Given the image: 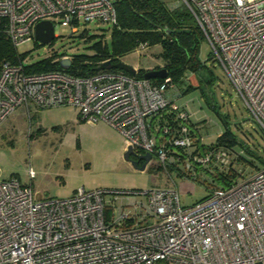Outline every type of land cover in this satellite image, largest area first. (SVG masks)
<instances>
[{
  "label": "built area",
  "instance_id": "2783aa9c",
  "mask_svg": "<svg viewBox=\"0 0 264 264\" xmlns=\"http://www.w3.org/2000/svg\"><path fill=\"white\" fill-rule=\"evenodd\" d=\"M178 2L264 135V0ZM115 11L113 0H0V23L18 49L35 39L40 22L51 21L57 37L61 27L77 35L92 23L116 26ZM67 71L2 64L0 124L18 108L31 122L32 106L74 107L86 123L107 124L127 149L156 159L175 188H81L68 199H39L32 186L0 179V264H264V164L216 180L232 173V153L203 149L200 125L168 78L156 86L118 70L85 78ZM172 173L204 185L206 197L182 206Z\"/></svg>",
  "mask_w": 264,
  "mask_h": 264
},
{
  "label": "rangeland",
  "instance_id": "374dc122",
  "mask_svg": "<svg viewBox=\"0 0 264 264\" xmlns=\"http://www.w3.org/2000/svg\"><path fill=\"white\" fill-rule=\"evenodd\" d=\"M161 1L170 9L182 6L178 0ZM192 26L197 27V24L192 21ZM86 30L88 36L93 37L90 41L81 38V34L74 37L69 29L61 27L59 37L52 44L42 45L32 39L20 46L18 52L26 53L24 63L31 64L54 53L92 56L95 54L92 46L101 40H107L110 45V25L92 23ZM199 45L201 67L186 74L183 86L177 88L172 84L178 93L177 103L188 106L193 121L199 122L204 144H216L221 134L230 130L237 141L263 160L264 135L249 116L243 99L227 80L223 68L212 61L211 45L205 38ZM161 52L160 45L146 50L139 47L120 60L136 70H154L165 66L160 59ZM189 86L193 88L187 91ZM25 112L24 108H18L5 124H0V179L16 178L23 185L32 186L36 198L68 199L81 188L117 192L175 188L156 159L144 171L134 169L124 158L127 144L122 134L103 122L82 121L76 108L41 109L37 114L32 110L31 122ZM245 167L246 176L256 171L252 165ZM29 170L34 174L32 184L27 174ZM172 178L179 189L182 206H193L206 197L204 185L175 173Z\"/></svg>",
  "mask_w": 264,
  "mask_h": 264
},
{
  "label": "trees",
  "instance_id": "16d2710c",
  "mask_svg": "<svg viewBox=\"0 0 264 264\" xmlns=\"http://www.w3.org/2000/svg\"><path fill=\"white\" fill-rule=\"evenodd\" d=\"M117 12L118 23L112 27L111 43L107 40L96 42L91 49L95 54L92 56L79 54L72 55V65L67 74L77 77H90L99 73L98 68L106 60L118 63L123 56L137 50L141 45L152 48L160 45L162 52L160 59L165 62L164 68L168 71L170 83L179 88L183 86V81L189 71L195 72L201 67L199 60L201 40L204 38L197 27L192 26L194 17L181 7H168L161 0H115L113 1ZM195 22V21H194ZM196 23V22H195ZM0 23V71L2 64L10 63L18 65L26 59V53L18 52L14 44L10 41ZM167 31L171 33L166 34ZM80 37L87 41L93 37L88 36L87 30L80 33ZM75 37V35H73ZM67 53H54L52 56L42 59L39 62L25 64L28 73H45L49 71H62L60 66L61 58ZM212 61L213 58H211ZM156 67L154 70H160ZM117 71V70H113ZM146 69L137 70L136 77L143 79ZM127 74V73H126ZM165 79H154L151 83L156 86L164 84ZM193 87L189 86L187 91ZM180 93V92H179ZM226 123V119L223 120ZM195 122V121H194ZM199 124V122H197ZM241 147L240 149L238 147ZM204 150L222 149L232 153L230 175L219 174L216 180L223 181L234 178L244 173L245 166L252 165L257 169L264 164V159L258 157L252 150L230 132L224 131L216 140V144L204 145ZM245 165V166H244ZM239 168H238V167ZM242 167V169H241ZM214 178V177H213ZM214 178V179H215ZM201 180L205 179L203 176Z\"/></svg>",
  "mask_w": 264,
  "mask_h": 264
},
{
  "label": "water",
  "instance_id": "95a60500",
  "mask_svg": "<svg viewBox=\"0 0 264 264\" xmlns=\"http://www.w3.org/2000/svg\"><path fill=\"white\" fill-rule=\"evenodd\" d=\"M54 24L51 21H43L37 24L36 30H35V39L39 44L42 45H50L52 42L57 38L56 36V28L53 26ZM171 33L170 31H167L166 34ZM60 66L63 70H69L71 68L72 62L68 58L62 59L60 62ZM100 71L105 70H118L127 73L131 77H135L137 75L136 68L126 64L125 62H118V63H112L111 61H105L103 62L100 67L98 68ZM144 78L146 80L152 81L154 79H167L168 78V71H166V68H162L160 70H149L146 71ZM130 156L136 157L138 160H144L145 163L139 167L138 161L135 159L130 158ZM151 155L146 154L145 156H139L137 153H135L132 149V147H128L126 153H125V159L130 163L134 169L144 171L145 168H147L148 164L150 163L152 157Z\"/></svg>",
  "mask_w": 264,
  "mask_h": 264
},
{
  "label": "flooded vegetation",
  "instance_id": "af4514ba",
  "mask_svg": "<svg viewBox=\"0 0 264 264\" xmlns=\"http://www.w3.org/2000/svg\"><path fill=\"white\" fill-rule=\"evenodd\" d=\"M138 155L141 156V157L142 156H145V154L142 153V152L138 153ZM130 158L137 160L138 161V164H139V167H141L145 163L144 160H138L136 157L130 156Z\"/></svg>",
  "mask_w": 264,
  "mask_h": 264
},
{
  "label": "crops",
  "instance_id": "0c3cea01",
  "mask_svg": "<svg viewBox=\"0 0 264 264\" xmlns=\"http://www.w3.org/2000/svg\"><path fill=\"white\" fill-rule=\"evenodd\" d=\"M31 110H33L34 111V113H36L37 114V112L39 111L38 109H36L34 106H32V109ZM24 111H26V109L24 108ZM27 112V111H26ZM25 112V113H26ZM78 117L81 119V117H80V115H79V112H78ZM82 120V119H81ZM83 121V120H82ZM76 193V192H75ZM74 193V194H75Z\"/></svg>",
  "mask_w": 264,
  "mask_h": 264
}]
</instances>
